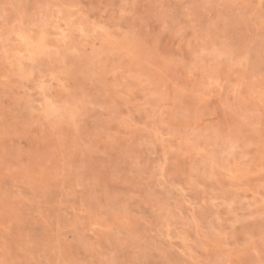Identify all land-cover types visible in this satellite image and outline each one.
<instances>
[{"label":"rangeland","instance_id":"rangeland-1","mask_svg":"<svg viewBox=\"0 0 264 264\" xmlns=\"http://www.w3.org/2000/svg\"><path fill=\"white\" fill-rule=\"evenodd\" d=\"M0 264H264V0H0Z\"/></svg>","mask_w":264,"mask_h":264}]
</instances>
